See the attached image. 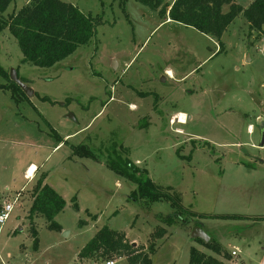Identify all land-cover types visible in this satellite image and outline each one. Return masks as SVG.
Here are the masks:
<instances>
[{
  "label": "rangeland",
  "instance_id": "1",
  "mask_svg": "<svg viewBox=\"0 0 264 264\" xmlns=\"http://www.w3.org/2000/svg\"><path fill=\"white\" fill-rule=\"evenodd\" d=\"M29 1L16 0L5 17ZM61 1L94 17L96 32L52 68L24 63L10 31L0 35V203L17 199L0 224V264H102L79 254L107 225L139 250L154 244L152 264H189L193 248L208 252L192 238L198 227L233 260L264 264V148L252 147L264 130V36L249 35L242 14L220 42L135 0ZM253 1L234 0L244 9ZM13 71L32 97L12 85ZM81 146L97 160L75 155ZM127 162L181 209L131 198L137 185L109 168ZM43 179L66 206L55 218L61 231L34 216L36 246L29 215ZM159 228L167 234L156 239Z\"/></svg>",
  "mask_w": 264,
  "mask_h": 264
},
{
  "label": "trees",
  "instance_id": "2",
  "mask_svg": "<svg viewBox=\"0 0 264 264\" xmlns=\"http://www.w3.org/2000/svg\"><path fill=\"white\" fill-rule=\"evenodd\" d=\"M16 0H0V35L9 30L16 39L22 53L23 62L40 68H52L73 55L79 47L88 45L95 36L96 19L86 15L78 7L61 0H30L17 13L5 17V13ZM136 2L159 11L161 18L171 20L185 27L217 39L221 42L228 28L241 14L249 24V35L254 31L264 36V0H254L244 9L234 0H173L172 4H164V0H135ZM228 7V11H225ZM222 47V44H221ZM221 52V50H220ZM3 69L0 66V74ZM12 85L22 89L14 82ZM47 100V99H44ZM75 155L97 160V157L85 146L73 147ZM109 168L119 175L127 177L137 185V190L131 194L134 200L138 197L151 202L166 200L175 208L181 205L169 194L156 190L146 169H139L131 162L126 163V169L115 166ZM138 196V197H137ZM66 201L49 185L40 180L33 193V204L29 219L31 231L38 244V232L33 224L34 216L42 215L49 229L61 231V226L55 218L65 208ZM75 209L79 207L75 204ZM180 217V216H179ZM219 219H241L239 216H218ZM182 223L187 221L178 218ZM86 222L81 221L80 226ZM167 234L165 228H159L155 238H163ZM202 243L216 254H222L223 248L217 242ZM150 255L155 253V245L149 246ZM147 252L139 250L128 242L124 232L114 231L108 225L101 228L89 243L81 250L79 258L98 260L126 258L128 264H152ZM225 257L228 255L225 253ZM189 264H221L215 258L207 256L196 248L191 250Z\"/></svg>",
  "mask_w": 264,
  "mask_h": 264
},
{
  "label": "crops",
  "instance_id": "3",
  "mask_svg": "<svg viewBox=\"0 0 264 264\" xmlns=\"http://www.w3.org/2000/svg\"><path fill=\"white\" fill-rule=\"evenodd\" d=\"M168 21H171V20H169L168 19ZM248 58L251 60V58H250V56H248ZM184 115V114H183ZM259 120V123H260V126H261V128H264V118L263 117H261V116H259V118H258ZM51 126V125H50ZM249 132H250V134H252L253 132H254V127H253V125H249ZM262 131H264L263 129H262ZM261 141V140H260ZM238 145H240L241 146V148L243 147V143H240V144H238ZM218 147H220V148H222V149H224L225 148V146L224 145H220V143H218ZM252 147H254V148H260V144H259V146L258 145H254V144H252ZM260 150H263V148H260ZM262 162V164L264 165V161H261ZM243 165V164H242ZM33 166H35L34 164H31L28 168H27V170H28V172L30 171V169L31 168H33ZM31 167V168H30ZM30 168V169H29ZM258 168V167H257ZM37 172H35V174H36ZM35 174H34V176H35ZM26 177V176H25ZM221 177H222V175H221ZM27 178V177H26ZM242 216H244V215H242ZM245 218H246V216H245ZM203 230V229H202ZM204 231V230H203ZM125 233V232H124ZM206 233V232H205ZM126 235H127V233H126ZM236 236V235H235ZM127 238L129 239V237H128V235H127ZM131 239V238H130ZM213 239V238H212ZM210 240H211V237H210ZM213 240H215L217 243H219L221 246H222V248H223V253L220 255V254H216V253H214L213 251H211V250H209L208 252L207 251H204V250H201V248H196L197 250H199L200 252H202V253H207V255L209 256V257H212V258H215L216 260H218L221 264H247L246 263V261H244V262H242V263H239L236 259H232L231 258V256L229 255V254H227V251H226V249H225V245H224V243L222 242V240H220V239H213ZM132 243H133V241H131ZM229 247H230V245H229ZM232 249L233 250H231V252L233 253L234 251H236V250H238L239 252H238V255L241 253V251L239 250V248H237V247H232ZM227 254L228 255V257H225V255L224 254ZM237 256V255H236Z\"/></svg>",
  "mask_w": 264,
  "mask_h": 264
},
{
  "label": "water",
  "instance_id": "4",
  "mask_svg": "<svg viewBox=\"0 0 264 264\" xmlns=\"http://www.w3.org/2000/svg\"><path fill=\"white\" fill-rule=\"evenodd\" d=\"M249 59V58H248ZM11 79L14 83H16L28 97H32L34 95V91L31 90L26 84H24L21 80H19L17 73L15 71L12 72ZM260 148H264V131L261 134ZM194 239H201L204 242H209L210 237L207 235L201 228H196L192 235Z\"/></svg>",
  "mask_w": 264,
  "mask_h": 264
},
{
  "label": "built area",
  "instance_id": "5",
  "mask_svg": "<svg viewBox=\"0 0 264 264\" xmlns=\"http://www.w3.org/2000/svg\"><path fill=\"white\" fill-rule=\"evenodd\" d=\"M262 51H264V46L262 48ZM26 177L28 179L32 178L28 174V171H27ZM16 201H17V199H15V201H13V202L4 201L3 203H0V224H4L6 221L9 220L12 212L15 210ZM233 255H237V251H234ZM117 260H119V259L100 260V262L102 264H119V262Z\"/></svg>",
  "mask_w": 264,
  "mask_h": 264
},
{
  "label": "bare ground",
  "instance_id": "6",
  "mask_svg": "<svg viewBox=\"0 0 264 264\" xmlns=\"http://www.w3.org/2000/svg\"><path fill=\"white\" fill-rule=\"evenodd\" d=\"M185 116L184 115H181V119L178 121L179 123L181 124H186V121H185ZM28 171V170H27ZM28 174L31 176V177H34V170H31L28 172Z\"/></svg>",
  "mask_w": 264,
  "mask_h": 264
}]
</instances>
